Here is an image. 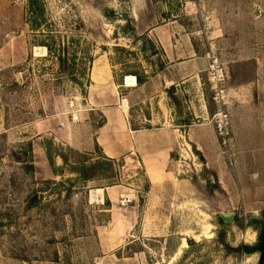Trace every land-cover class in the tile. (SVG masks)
<instances>
[{"label":"rangeland","instance_id":"obj_1","mask_svg":"<svg viewBox=\"0 0 264 264\" xmlns=\"http://www.w3.org/2000/svg\"><path fill=\"white\" fill-rule=\"evenodd\" d=\"M118 3L0 0V264H259L258 252L232 249L258 240L264 200L257 185H221L201 169L207 180L193 207L171 188L150 195L131 162L66 143L57 124L70 102L82 107L96 59L117 85L161 67L158 48L126 8L109 13ZM203 4L202 14L187 9L183 20L198 31L193 25L213 14L217 27L204 31L216 30L209 40L226 68V88L246 81L251 60L264 55V0ZM39 45L45 58L38 57L45 49L33 51ZM243 58L250 60L236 69L232 61ZM115 185L131 190L110 201L104 189Z\"/></svg>","mask_w":264,"mask_h":264},{"label":"crops","instance_id":"obj_2","mask_svg":"<svg viewBox=\"0 0 264 264\" xmlns=\"http://www.w3.org/2000/svg\"><path fill=\"white\" fill-rule=\"evenodd\" d=\"M203 3L119 0L120 8L112 12L121 14L126 8L127 17L134 19L158 48L161 67L146 80L139 82L127 76L125 85H117L104 62L96 59L79 119L73 120L70 113L57 126L73 149H98L105 159H123L139 167L150 195L155 196L164 187L165 196L171 188L181 200L197 202L199 186L207 180L202 169L214 172L221 185L238 181L255 184L258 196L264 200V55L251 60L254 71L246 81L227 82L226 110L233 135L231 152L235 155H226L211 122L217 106L207 82L209 59L203 48L205 43L215 44L209 39L217 37L216 30L204 31L206 25H217L210 11L202 27L193 25L198 31L183 20L187 9L202 14ZM35 48L45 49L38 57H46L45 46H35L33 51ZM249 60L236 59L232 63L237 69ZM233 74L232 65L228 77ZM128 77L135 80L128 83ZM130 190L115 185L104 192L114 201ZM190 204L194 207L196 203Z\"/></svg>","mask_w":264,"mask_h":264},{"label":"built area","instance_id":"obj_3","mask_svg":"<svg viewBox=\"0 0 264 264\" xmlns=\"http://www.w3.org/2000/svg\"><path fill=\"white\" fill-rule=\"evenodd\" d=\"M205 54L209 59L207 82L212 91V100L217 106V110L213 114L211 122L214 124L215 130L220 138L223 151L231 156L232 138L230 134V117L226 110V104L228 102V92L226 88L227 71L216 52L215 44H209ZM70 107H72L70 113L73 120H78V112L81 106L77 103L70 102Z\"/></svg>","mask_w":264,"mask_h":264},{"label":"trees","instance_id":"obj_4","mask_svg":"<svg viewBox=\"0 0 264 264\" xmlns=\"http://www.w3.org/2000/svg\"><path fill=\"white\" fill-rule=\"evenodd\" d=\"M109 13H114V12L109 11ZM109 161H112V160H109ZM33 201L34 199L32 200V202ZM35 201L37 202L39 201L38 196H36ZM258 224H259V232H258V240L256 244L254 245L242 244L239 247L232 248V249L233 251L242 252L246 254H252V253L258 252L260 254L259 264H264V212Z\"/></svg>","mask_w":264,"mask_h":264},{"label":"water","instance_id":"obj_5","mask_svg":"<svg viewBox=\"0 0 264 264\" xmlns=\"http://www.w3.org/2000/svg\"><path fill=\"white\" fill-rule=\"evenodd\" d=\"M221 218H222L225 222H227V221H229V220L232 218V216L227 217L226 215L221 214Z\"/></svg>","mask_w":264,"mask_h":264},{"label":"bare ground","instance_id":"obj_6","mask_svg":"<svg viewBox=\"0 0 264 264\" xmlns=\"http://www.w3.org/2000/svg\"><path fill=\"white\" fill-rule=\"evenodd\" d=\"M131 80H135V78L134 77H128V83H131Z\"/></svg>","mask_w":264,"mask_h":264}]
</instances>
